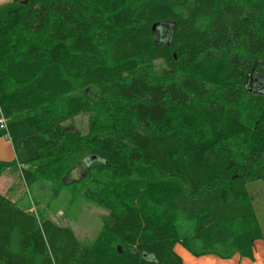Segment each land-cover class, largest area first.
<instances>
[{"label":"trees","instance_id":"1","mask_svg":"<svg viewBox=\"0 0 264 264\" xmlns=\"http://www.w3.org/2000/svg\"><path fill=\"white\" fill-rule=\"evenodd\" d=\"M19 1L0 8V136L23 152L0 175L19 166L56 196L82 163L115 205L85 243L0 192V264H182L176 244L250 255L264 0ZM80 112L85 133L68 127Z\"/></svg>","mask_w":264,"mask_h":264},{"label":"rangeland","instance_id":"2","mask_svg":"<svg viewBox=\"0 0 264 264\" xmlns=\"http://www.w3.org/2000/svg\"><path fill=\"white\" fill-rule=\"evenodd\" d=\"M87 119L88 114L80 112L68 127L85 133L88 131ZM14 151L16 154L14 160L19 161L23 152L22 147ZM72 182L75 187L62 186L55 196L53 188L40 178L27 187L20 177V167L13 166L0 175V192L27 208L38 218L45 217L58 224L69 225L79 239L91 243L101 227L102 215L115 204L110 198L103 197L92 179L87 177L82 163L73 166L63 180V183ZM246 187L253 195L256 216L264 229V181L252 180L246 183Z\"/></svg>","mask_w":264,"mask_h":264},{"label":"crops","instance_id":"3","mask_svg":"<svg viewBox=\"0 0 264 264\" xmlns=\"http://www.w3.org/2000/svg\"><path fill=\"white\" fill-rule=\"evenodd\" d=\"M12 1L13 0H0V8L6 6ZM0 148H2V150H0V160L10 161L16 156L11 140L5 135L0 136ZM260 229L261 236L254 240L250 255H241L239 253H235L228 258H222L213 253L195 255L181 244H176L174 246V250L180 256L182 264H264V229L261 224Z\"/></svg>","mask_w":264,"mask_h":264},{"label":"water","instance_id":"4","mask_svg":"<svg viewBox=\"0 0 264 264\" xmlns=\"http://www.w3.org/2000/svg\"><path fill=\"white\" fill-rule=\"evenodd\" d=\"M27 0H23L22 3H26ZM165 25L164 24H161V23H155L152 25V30L153 31H156L159 33V36L162 38H166V33L164 34V30H165ZM257 80V84L260 85V88L257 90L258 92H261L262 94H264V78L260 76L259 79H256ZM95 158V156H94Z\"/></svg>","mask_w":264,"mask_h":264},{"label":"built area","instance_id":"5","mask_svg":"<svg viewBox=\"0 0 264 264\" xmlns=\"http://www.w3.org/2000/svg\"><path fill=\"white\" fill-rule=\"evenodd\" d=\"M5 123V120H4V117L1 113V110H0V127L3 128L4 127V124Z\"/></svg>","mask_w":264,"mask_h":264}]
</instances>
